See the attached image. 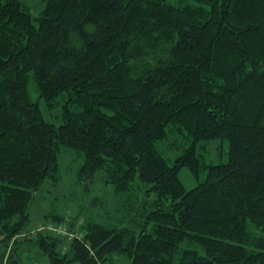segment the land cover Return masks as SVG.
<instances>
[{"label":"trees","instance_id":"1","mask_svg":"<svg viewBox=\"0 0 264 264\" xmlns=\"http://www.w3.org/2000/svg\"><path fill=\"white\" fill-rule=\"evenodd\" d=\"M45 3L35 23L0 0V264H264V0ZM176 131L192 144L169 161L158 144ZM215 138L228 162L198 153ZM64 148L84 154L82 186L104 173L118 224L69 212L51 214L75 225L69 241L25 231ZM184 166L206 179L188 189Z\"/></svg>","mask_w":264,"mask_h":264},{"label":"rangeland","instance_id":"2","mask_svg":"<svg viewBox=\"0 0 264 264\" xmlns=\"http://www.w3.org/2000/svg\"><path fill=\"white\" fill-rule=\"evenodd\" d=\"M176 3L178 0H171ZM24 4L31 8L36 18L41 15L46 3L45 0H22ZM28 93L33 102L40 104L42 115L46 121H50L55 125L62 124L63 119V103L62 101L56 107H49L44 98L40 96L37 82L33 77L29 80ZM192 144L191 140L184 132H172L165 140H161L158 144L159 151L169 160L180 156L182 151ZM197 151L207 164H217L219 162H228L229 159V141L220 138L204 140L198 143ZM59 159V182L54 183L53 178L46 179L41 188L36 192L31 208V219L26 226L25 231H31L35 235L40 231H52L51 226L65 225L67 228V240H71L77 232L74 230L75 225L69 226L67 223H55L51 214L67 215L69 212H80L83 217L92 218L103 224H118L120 219L125 215L124 210L119 209L121 205L120 196L115 193L111 184L106 182L104 173L98 172L89 185L82 186L78 180L80 167L85 161L84 154L76 152L74 149H62L58 155ZM199 178L193 175L189 167L184 166L179 176L188 189L195 188L199 182L206 179V170L199 174ZM48 216V217H47ZM55 231V230H53ZM52 231V232H53ZM56 232V231H55ZM79 233V232H78ZM65 250L67 249L64 247ZM113 264H128L129 260L124 254L114 256ZM30 264H47L44 259ZM110 263V262H109Z\"/></svg>","mask_w":264,"mask_h":264},{"label":"built area","instance_id":"3","mask_svg":"<svg viewBox=\"0 0 264 264\" xmlns=\"http://www.w3.org/2000/svg\"><path fill=\"white\" fill-rule=\"evenodd\" d=\"M50 228L55 230L58 234H61V235H63V234L67 235V233H68L67 228L64 225H62V226H51Z\"/></svg>","mask_w":264,"mask_h":264}]
</instances>
